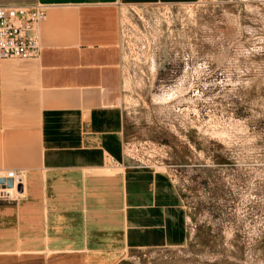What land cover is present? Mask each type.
<instances>
[{
  "label": "crops",
  "instance_id": "0c3cea01",
  "mask_svg": "<svg viewBox=\"0 0 264 264\" xmlns=\"http://www.w3.org/2000/svg\"><path fill=\"white\" fill-rule=\"evenodd\" d=\"M187 5L196 0H124ZM118 0H0L47 7L40 59L0 60V172L23 171L17 204L0 200V261L118 264L132 250L187 240L167 173L127 158ZM113 158L118 168H109Z\"/></svg>",
  "mask_w": 264,
  "mask_h": 264
},
{
  "label": "rangeland",
  "instance_id": "374dc122",
  "mask_svg": "<svg viewBox=\"0 0 264 264\" xmlns=\"http://www.w3.org/2000/svg\"><path fill=\"white\" fill-rule=\"evenodd\" d=\"M156 16L135 51L122 45L113 102L127 158L179 191L187 240L118 264H264V0H196Z\"/></svg>",
  "mask_w": 264,
  "mask_h": 264
},
{
  "label": "built area",
  "instance_id": "2783aa9c",
  "mask_svg": "<svg viewBox=\"0 0 264 264\" xmlns=\"http://www.w3.org/2000/svg\"><path fill=\"white\" fill-rule=\"evenodd\" d=\"M116 7L119 13L120 43L131 45L135 51L137 40L151 35L148 23L158 21L157 13L162 10H175L179 6L163 3L157 4H130L118 0ZM47 7L36 5H0V60L5 59H40L42 55L40 28L46 18ZM141 43H138V46ZM148 41L141 44L142 50L151 49ZM137 46V47H138ZM140 49V48H139ZM132 50V51H133ZM158 61V60H157ZM109 168H118L119 164L111 157L106 159ZM140 167H147L139 165ZM0 180H12L13 187L7 183L0 184V200L6 203L17 204L21 199V189L24 186L25 173L23 171L0 172Z\"/></svg>",
  "mask_w": 264,
  "mask_h": 264
},
{
  "label": "water",
  "instance_id": "95a60500",
  "mask_svg": "<svg viewBox=\"0 0 264 264\" xmlns=\"http://www.w3.org/2000/svg\"><path fill=\"white\" fill-rule=\"evenodd\" d=\"M5 183H7L8 188L13 187V181L12 180H8V181L0 180V184H5Z\"/></svg>",
  "mask_w": 264,
  "mask_h": 264
}]
</instances>
